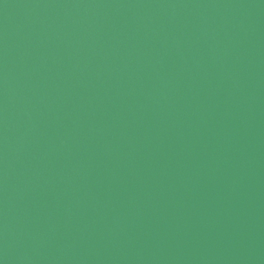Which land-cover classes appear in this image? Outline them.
I'll use <instances>...</instances> for the list:
<instances>
[{"label":"water","instance_id":"obj_1","mask_svg":"<svg viewBox=\"0 0 264 264\" xmlns=\"http://www.w3.org/2000/svg\"><path fill=\"white\" fill-rule=\"evenodd\" d=\"M2 264H264V0H0Z\"/></svg>","mask_w":264,"mask_h":264},{"label":"snow or ice","instance_id":"obj_2","mask_svg":"<svg viewBox=\"0 0 264 264\" xmlns=\"http://www.w3.org/2000/svg\"><path fill=\"white\" fill-rule=\"evenodd\" d=\"M0 264H2V262H0Z\"/></svg>","mask_w":264,"mask_h":264}]
</instances>
